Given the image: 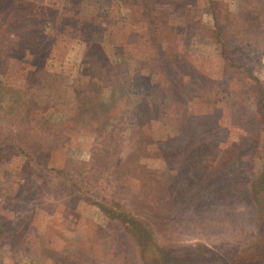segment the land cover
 <instances>
[{"label":"rangeland","instance_id":"rangeland-1","mask_svg":"<svg viewBox=\"0 0 264 264\" xmlns=\"http://www.w3.org/2000/svg\"><path fill=\"white\" fill-rule=\"evenodd\" d=\"M263 136L264 0H0V264H264Z\"/></svg>","mask_w":264,"mask_h":264},{"label":"trees","instance_id":"trees-1","mask_svg":"<svg viewBox=\"0 0 264 264\" xmlns=\"http://www.w3.org/2000/svg\"><path fill=\"white\" fill-rule=\"evenodd\" d=\"M261 147H263L264 148V136L262 137V144L260 145ZM60 174H63V173H60ZM86 187V185H82V186H79L77 189L80 191V192H84V188ZM90 201H92V200H90ZM97 203V206H99V208L101 209V210H105L106 208H105V204L103 203V202H96ZM105 212V214L107 215V216H115V217H120V216H117V215H113L112 213H114L113 212V210H111V209H109V208H107V210H105L104 211Z\"/></svg>","mask_w":264,"mask_h":264}]
</instances>
